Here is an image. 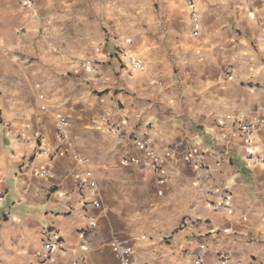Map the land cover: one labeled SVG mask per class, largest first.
I'll use <instances>...</instances> for the list:
<instances>
[{
	"label": "crops",
	"instance_id": "1",
	"mask_svg": "<svg viewBox=\"0 0 264 264\" xmlns=\"http://www.w3.org/2000/svg\"><path fill=\"white\" fill-rule=\"evenodd\" d=\"M195 4L0 0V264H119L114 239L141 264H264V0ZM51 231L69 253L48 261Z\"/></svg>",
	"mask_w": 264,
	"mask_h": 264
},
{
	"label": "built area",
	"instance_id": "2",
	"mask_svg": "<svg viewBox=\"0 0 264 264\" xmlns=\"http://www.w3.org/2000/svg\"><path fill=\"white\" fill-rule=\"evenodd\" d=\"M189 9V14L192 20L196 21L199 17V11L196 7L195 0H185ZM244 1H252V0H244ZM196 34V33H195ZM131 66L134 69H137L141 66L140 62L132 61ZM260 121L252 122L248 119H241L236 122L237 134L241 138L249 139L254 131L259 127ZM56 130L58 132V141L55 146L51 149H47L44 151V154L50 158L58 157L62 151L63 146H70L71 139L68 133L69 122L64 118H58L56 121ZM141 151H143L148 157L143 158L144 161L141 162L144 168H157L158 157L150 153L148 150L149 144L148 141H141L139 144ZM247 161L252 165H262L264 166V159L255 155L253 151H250L247 156ZM139 163L137 160L132 159L130 161L126 160L125 163ZM187 162L192 165V167L201 174L203 180H208L210 178V169L207 167L205 155L200 153L198 150L192 149L190 154L188 155ZM96 181L92 179L91 185H87L86 181H82V187L84 190L93 189L95 190ZM4 197L0 196V205L3 203ZM94 207L97 209V214L101 215L104 211L103 206L100 202H95ZM229 205H227V199L222 205L216 206V211H228ZM197 221L195 219L189 220V223L195 224ZM95 225H92V228ZM112 247L114 253L117 257L119 264H141L138 260V256L136 251L131 244V242L127 239H114L112 243ZM44 255L48 261H53L55 258V254L61 253L67 255L69 251L66 249L62 239L59 234L55 231H51L49 235H47L44 245ZM224 261H227V257H223ZM201 259L196 260V264H201ZM74 264H79L77 261Z\"/></svg>",
	"mask_w": 264,
	"mask_h": 264
}]
</instances>
